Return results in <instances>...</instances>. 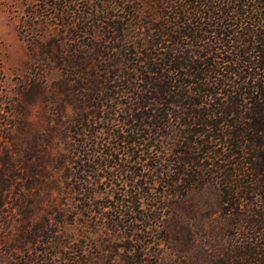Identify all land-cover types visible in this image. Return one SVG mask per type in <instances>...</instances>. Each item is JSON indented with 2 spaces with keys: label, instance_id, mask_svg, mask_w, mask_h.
Segmentation results:
<instances>
[{
  "label": "trees",
  "instance_id": "16d2710c",
  "mask_svg": "<svg viewBox=\"0 0 264 264\" xmlns=\"http://www.w3.org/2000/svg\"><path fill=\"white\" fill-rule=\"evenodd\" d=\"M23 26L5 264H264V0H32Z\"/></svg>",
  "mask_w": 264,
  "mask_h": 264
},
{
  "label": "rangeland",
  "instance_id": "374dc122",
  "mask_svg": "<svg viewBox=\"0 0 264 264\" xmlns=\"http://www.w3.org/2000/svg\"><path fill=\"white\" fill-rule=\"evenodd\" d=\"M32 0H0V83L16 93L22 79L32 72L33 60L27 50L23 22ZM36 119V115L34 116ZM6 257L0 251V264Z\"/></svg>",
  "mask_w": 264,
  "mask_h": 264
}]
</instances>
